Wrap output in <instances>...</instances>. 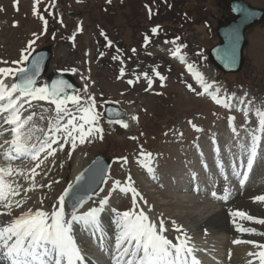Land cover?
Masks as SVG:
<instances>
[{
    "label": "rangeland",
    "instance_id": "obj_1",
    "mask_svg": "<svg viewBox=\"0 0 264 264\" xmlns=\"http://www.w3.org/2000/svg\"><path fill=\"white\" fill-rule=\"evenodd\" d=\"M244 1L264 8V0ZM225 5L222 0H39L34 14V0H0V61L8 62L0 63V67H17L11 62L21 58V50L28 46V42L34 39L32 34L36 33L39 39L29 50L52 45L54 55L48 72L70 71L76 79L83 77L85 86L81 85L79 94L95 96L96 111L100 113L99 126L103 129L102 139L97 134L84 144L77 142L74 151L68 144L63 151L58 150L54 156L48 157L37 169L40 173L35 177L37 187L30 193L21 190V196L17 197L26 199L25 208H31L30 202L35 208H50L72 181L74 167L80 165L82 168L91 156L102 153L110 158V167L104 189L106 194L101 198L108 196L112 209L121 212L130 209L131 192L114 189V183L119 180L126 185L131 176L133 186L147 201L145 205L150 204L157 214L155 218L162 214L169 227L166 236L175 237L177 234L171 221L177 225L183 221L194 225L195 221L199 223L209 215L222 212V207L237 206L253 217L264 219V202L254 200V197L264 195V132L260 131L257 163L251 175L231 198L226 199L228 201H216L208 194L202 195L201 190V193L190 190L193 182L203 188L209 183L216 187L222 175L230 176L232 169L245 161L248 152L240 145L251 144L260 118L257 110L264 111V22L247 32L243 64L237 73L225 74L208 60L209 49L218 42L217 21L230 18ZM41 15L48 22L46 31ZM156 26H159L158 32L153 34L151 29ZM145 36L149 37L147 44ZM177 47L180 52L173 56ZM181 61L192 64L208 82H214L210 91L230 97L233 107L211 102L202 86L186 74ZM121 68L124 69L123 75ZM156 72L165 79L161 81ZM144 73L152 79L151 86ZM129 80L133 83L129 84ZM37 83L44 84V78ZM189 84L196 89L195 92L189 89ZM241 98L253 102L251 111H244L247 105L238 103ZM40 103L49 107L45 102ZM106 103L133 110L132 115L124 120L127 128L109 123V119L103 117ZM35 110L39 113L40 107ZM229 117H235V120ZM36 125L46 130L47 119L41 121L37 117ZM35 135L42 136V133L36 132ZM141 150L151 153L154 175L141 163L145 159L140 156ZM124 157L127 163L121 159ZM8 163L0 155V165L7 166ZM35 163L30 158L11 161L14 169L25 171L33 168ZM7 179L19 183L22 189L31 183L23 176ZM226 181L235 186L237 178ZM218 189L221 190L220 186ZM23 208L13 207L11 215H0V224L15 218ZM188 212L193 213L195 219L180 220ZM111 213L108 215L112 216ZM248 224L258 230L256 236L252 233L249 238L263 244L264 225L256 221H248ZM205 228L211 231L208 226ZM222 234L217 231V234L191 235L200 242L197 246L203 251L200 255L204 264H228L225 262L226 249L244 248L240 243H233L240 239L237 232L225 233L223 245L219 243Z\"/></svg>",
    "mask_w": 264,
    "mask_h": 264
},
{
    "label": "snow or ice",
    "instance_id": "obj_2",
    "mask_svg": "<svg viewBox=\"0 0 264 264\" xmlns=\"http://www.w3.org/2000/svg\"><path fill=\"white\" fill-rule=\"evenodd\" d=\"M38 5L39 0H34V14L38 10ZM240 11L247 18V10L241 9ZM40 19L43 20L46 31L48 22L42 15ZM14 26H16V22H14ZM158 28L159 26L153 27L151 32L156 34ZM32 35L34 39L30 40L28 46L21 50V58L11 62L18 66L0 67V120L3 121L0 124V137L9 131L11 134L10 140H5L3 144H0V149H4L0 155L9 161L7 166H0V215H11L13 207L21 208L23 206L24 199H17V197L21 196V190L27 193L37 187L35 177L40 174L37 169L44 164L48 157L54 156L58 150L63 151L68 144L74 151L77 142L84 144L86 140L94 138L97 134H99V138H103V129L99 126L100 113L96 111L94 95H81L69 91L72 85L64 79L52 81L50 85L47 83L38 85L40 58H33L31 66L25 63L32 55V51L29 49H32L35 41L39 39L36 33ZM233 36L234 38L237 36L235 31ZM148 41L149 37L145 36V44ZM108 44L111 45V41H108ZM179 52L180 48L177 47L172 55L176 56ZM116 58L113 57V59ZM180 59L184 58L181 56ZM225 60L230 64L235 62L234 48L226 51ZM0 63L8 64L7 61H0ZM187 70L202 86L204 93L211 94V98L217 104L226 108L233 107L230 98L221 97L218 93L210 91L212 84L204 78L203 73L194 70L192 64H187ZM123 72L124 69L121 68V75ZM156 75L160 77L161 81L165 79L159 72H156ZM144 76L151 86L152 79L148 77L147 73H144ZM9 77L13 80L10 85L6 82V78ZM128 83L132 84L133 81L129 80ZM188 87L191 91H196L191 84ZM84 91L87 92V88ZM40 102L47 103L49 107H44ZM238 103L247 105L244 109L246 113L251 111L253 102L241 98ZM37 106L40 107L39 113L35 110ZM108 111L117 117L115 120L109 119V123H116L124 128L128 127L127 122L119 118L121 113L118 110L109 109ZM49 112L53 115L46 116L45 114ZM257 115L260 117L259 131L264 132V111L257 110ZM37 117L41 121L47 119L46 130L43 127H37ZM133 119H137V117H133ZM229 119L235 120V117H229ZM5 125H8L9 128H5ZM233 131H235L234 127ZM36 132H41L42 136L35 135ZM259 141L260 137L253 132L251 144L240 145L242 150L248 152L247 171L240 173L244 177L240 181L241 184L245 182L248 171L252 169L258 153ZM53 145H57V147H53ZM140 156L145 158L141 161L143 166L150 174L154 175V169L151 166V153L141 150ZM20 158H30L36 162L35 166L26 171L14 169L11 161ZM121 159L127 163L126 157ZM13 176H23L25 181H31L29 187L22 189L19 183L7 179ZM83 179L82 173L75 178L76 182ZM127 180L128 183L123 187L119 180L114 183V189L119 188L124 193L131 192L132 207L122 212L112 209L118 230L115 236L113 264H201L193 254V248L188 246V239L186 233L182 231V226L171 221L173 228L180 233L173 242L164 234L167 228L162 214L155 219L151 218L148 212L140 206V201H143L144 204H147V201L133 186L134 182L131 176ZM39 187H45V185ZM72 189L73 184L70 183L58 197V204L54 205L51 211L42 208L28 209L6 224H0V264H86V257L72 234L73 222L81 223L86 229L92 228L94 233L100 231L99 217L108 204L109 197L101 198L96 206L88 208L87 211L78 212L77 209L85 203V198L80 197L72 205L69 218V214L66 213L65 200ZM100 191L103 192L104 189ZM212 195L213 197L217 196L216 192H213ZM218 198L228 199L227 189H225V195ZM254 200L264 202V195L256 196ZM232 215L242 220L256 221L264 225V219H258L244 211L237 210L232 212ZM233 223H236L238 231L256 232L254 228L244 227L235 220ZM99 239L103 240L102 232ZM245 242L253 244L258 249L256 252L248 253L253 258L249 264H264V244H258L255 241H233L237 244Z\"/></svg>",
    "mask_w": 264,
    "mask_h": 264
},
{
    "label": "water",
    "instance_id": "obj_3",
    "mask_svg": "<svg viewBox=\"0 0 264 264\" xmlns=\"http://www.w3.org/2000/svg\"><path fill=\"white\" fill-rule=\"evenodd\" d=\"M222 1L228 6L232 17L224 22L218 21L216 26L218 42L211 47L208 52V57L210 62L223 73H237L243 64V52L247 44L246 33L248 30L264 21V8L247 4L243 0ZM241 9L247 10V18L244 17V13L240 11ZM234 31L237 34L235 38L233 36ZM232 48H234L235 51V62L230 64L225 60V54L227 50ZM36 57L40 58V72L38 77L45 75L47 84L49 85L52 81L64 79L72 85L69 91L77 93V84L72 79L70 73L59 71L48 72L49 61L52 57L51 45L33 51L29 60L26 61V64L31 66V60ZM109 109L118 110L121 113L119 118L124 117L125 112L123 110L110 104L105 105V117L112 119L117 118L114 113H109ZM108 167V159L105 158L102 153L96 154L90 159L89 163L75 176L76 178L82 173L84 179L76 182L74 178L72 183L73 189L69 192L68 197H66L65 202L70 209H72V205L77 199L80 197L86 199L101 187ZM101 169H103V172H101Z\"/></svg>",
    "mask_w": 264,
    "mask_h": 264
},
{
    "label": "bare ground",
    "instance_id": "obj_4",
    "mask_svg": "<svg viewBox=\"0 0 264 264\" xmlns=\"http://www.w3.org/2000/svg\"><path fill=\"white\" fill-rule=\"evenodd\" d=\"M197 70V69H196ZM191 75L193 76V74L191 73ZM80 77V81H79V83L82 85V84H84V85H82L83 87L85 86V82H84V79H83V77L82 76H79ZM194 77V76H193ZM6 82L10 85L12 82H13V80H12V78L11 77H9V78H6ZM126 111H127V114H126V116L124 117V119L123 120H127V118L128 117H130L131 115H132V113H133V110H131V109H126ZM1 124V123H0ZM5 128H9V126L8 125H5ZM4 135H9L10 136V131L9 132H6ZM2 136V137H6V136ZM2 141V140H1ZM1 144V143H0ZM248 154V153H247ZM2 156V155H1ZM3 157V156H2ZM21 159V158H20ZM15 160H18V159H15ZM1 166H2V164H1ZM85 166V165H84ZM84 166L81 168V166L80 165H77L76 167H74V171H73V175H72V177H74L75 178V176L84 168ZM53 171V170H52ZM51 173V172H50ZM74 178H72V181L74 180ZM44 179V178H43ZM49 179V178H48ZM108 178L106 179L105 178V182H104V184H103V186L99 189V190H97L96 192H94L92 195H90L89 197H91V199H88V198H86L85 199V203H84V205L83 206H81V207H79L78 209H77V211L78 212H81V211H87V209L88 208H90V207H92V206H96L97 204H98V201L99 200H97V198L98 199H100L101 197H102V195H104V194H106L104 191L103 192H101L100 190L101 189H105V187L107 186V183H108ZM71 181V182H72ZM70 182V183H71ZM46 185V184H45ZM47 186V185H46ZM45 186V187H46ZM125 186V185H124ZM186 189V188H185ZM192 190V189H191ZM197 190V192L198 193H201L199 190H200V188H198V189H196ZM30 193V192H29ZM42 194V193H41ZM62 194V193H61ZM32 195H34V194H32ZM43 195V194H42ZM44 196V195H43ZM31 198H32V196H30ZM42 199V198H41ZM46 200V199H45ZM24 201H25V203L23 204V206H22V208L26 205V199H24ZM28 202V201H27ZM179 203V202H178ZM28 204V203H27ZM33 204V203H32ZM31 204V202H30V206H31V208L29 207V208H23V209H21L22 210V212L21 213H23V212H26L28 209H32V210H36V209H40V207H36L35 208V206H33ZM58 204V198H56L55 200H54V202H53V205L50 207V208H44V207H42V209H44V210H46V211H51L52 210V208H53V206L54 205H57ZM179 204H183L182 202H180ZM238 204V203H237ZM37 205V204H36ZM65 205H66V213L67 214H69V218H70V213H71V209H69V207H68V205L66 204V202H65ZM110 205H111V203L110 202H108V204L105 206V209H104V211L100 214V217H99V220H100V231H97L99 234H101V232L103 233V237H104V239L106 240V243H103L102 245H104V247H107V242H108V240L106 239V236L107 235H109V234H113V233H115V234H117V228H116V224H115V219H116V217H112V216H114L112 213V216L110 217L107 213H109V212H112V208L110 207ZM46 206H47V204H46ZM237 207V206H236ZM230 208V209H227V208H225V207H222V212H220V213H218V214H212V215H209V216H207V217H205V218H203V219H201V221L198 223L197 221H195L194 223H196V224H194V225H189V223L187 222V221H183L184 223H182L180 226H182V231L184 232V233H186V236H187V239H188V246H190V247H192L193 249L194 248H196L197 249V251H199L198 250V246L197 245H199V244H197V243H200V242H198V240L197 239H195L193 236H191V235H193V234H204V232L207 234V233H209V234H217V231L218 232H220V231H222L223 232V234H222V239H221V241L219 242L220 244H224L226 241H225V233H226V235L228 234V233H238L237 234V236H238V238H240L239 240H241V241H243L242 239L243 238H248V239H251L250 241H254L251 237L249 238V234H252L253 233V235L254 236H256V233H258V230H256L254 227H252V226H250L249 224H248V220H242V219H240L239 217H234L233 215H232V212H234V211H237V210H240V211H244V212H246L245 210H243L242 208H240L239 207V209L238 208ZM242 207H244V206H242ZM246 207V206H245ZM149 208L150 207H147V210H145V211H147L148 212V214H149V216L151 217V218H153L154 219V217H153V214H152V212L151 211H149ZM224 208V209H223ZM20 212V211H19ZM19 212H17V214H16V216H19L18 215V213ZM225 213V214H224ZM247 213V212H246ZM250 215V214H249ZM15 216V217H16ZM182 217V216H181ZM168 219V218H167ZM182 219H184V220H189V221H191V220H194L195 219V217H194V214L192 213V214H190L189 212H188V215L186 214L185 216H184V218H180V220H182ZM169 220V219H168ZM236 221L237 223H239V224H241L242 226H244V227H248V228H254L255 230H256V232H245V234L246 235H243L244 234V232H241V231H238V229H237V226H236V223H233V221ZM75 226V227H74ZM209 227L210 228V230L211 231H207V229L205 228V227ZM79 227V222H73V232L75 233L76 231H77V228ZM90 229H92V228H90ZM93 230V229H92ZM234 231V232H233ZM243 233V234H242ZM252 235V236H253ZM169 239H172L173 240V242H175V238L173 237V236H170V235H168L167 236ZM197 237H199V236H197ZM224 237V238H223ZM229 238V237H228ZM76 239L78 240V241H81V238L80 237H76ZM230 240V239H229ZM238 240V239H237ZM249 241V240H248ZM255 242H257V241H255ZM203 243V242H202ZM258 244H260L259 242H257ZM241 245H243L244 246V248L243 249H240V250H235L233 247H229V248H227L226 249V251H225V253H226V255H227V257H225L226 258V260H225V262L226 263H228V264H249V261H251L253 258L251 257V256H249L248 255V253H250V252H256V251H258V249L253 245V244H250V243H240ZM264 244V243H263ZM202 245V244H201ZM241 245H239V246H241ZM83 246V250L86 252V251H89L90 250V248L89 247H87V246H85V245H82ZM97 246V245H96ZM111 247H113V245H110ZM200 247V246H199ZM205 249V248H204ZM212 249V248H211ZM215 256V255H214ZM224 257V256H223ZM214 258H217L216 256L214 257Z\"/></svg>",
    "mask_w": 264,
    "mask_h": 264
}]
</instances>
